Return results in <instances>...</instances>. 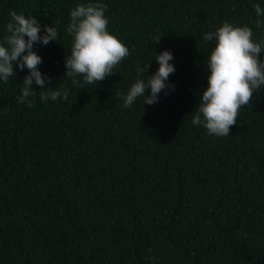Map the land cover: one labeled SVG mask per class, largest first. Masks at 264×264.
I'll return each instance as SVG.
<instances>
[{"label":"trees","instance_id":"16d2710c","mask_svg":"<svg viewBox=\"0 0 264 264\" xmlns=\"http://www.w3.org/2000/svg\"><path fill=\"white\" fill-rule=\"evenodd\" d=\"M96 2L0 0V40L12 11L59 33L33 45L51 77L33 83V107L18 102L27 68L0 80V264H264V86L228 136L192 123L215 42L204 34L230 22L264 40V0H102L130 55L97 86H74L62 77L70 11ZM166 49L175 90L125 108L137 66L151 62L146 80ZM60 86L68 102L41 100Z\"/></svg>","mask_w":264,"mask_h":264},{"label":"clouds","instance_id":"9594fccd","mask_svg":"<svg viewBox=\"0 0 264 264\" xmlns=\"http://www.w3.org/2000/svg\"><path fill=\"white\" fill-rule=\"evenodd\" d=\"M107 4L80 3L70 11V23L67 25V35L71 37L70 55L65 58L63 76L71 78L74 86L83 83L97 86L101 81L114 73L122 60L129 55L128 47L108 30L109 17L106 15ZM258 17L264 16V8L255 5ZM7 24L8 33L0 40V80L7 82L15 76L14 64L21 71L28 69L24 78V88L18 99L29 108L34 106L30 97L36 95L32 85L35 82L42 90L51 77H45L38 66L43 62L42 57L33 50V45L40 42L44 45L51 41L58 42V29L51 25H41L35 16L26 17L24 14L10 13ZM261 27L260 20L256 28ZM160 37L153 42L159 43ZM253 30L244 25H234L224 22L215 31L204 34V41H215L214 48L207 57L205 69L208 71L207 88L200 97L193 116L192 123L203 127L209 135L226 137L232 126L237 124L239 110L252 102L254 92L264 86V60L260 54L264 52V40H253ZM159 64L155 74L145 80L141 74L149 73L151 62L144 68L137 66V79L126 94L121 95L123 106L131 107L138 98H143V104L152 105L158 102L162 90H175V85L168 84V78L175 72L174 59L171 50H164L154 55ZM151 89V94L147 90ZM40 91L41 100L68 102L70 89L67 86L46 88ZM158 259V258H155Z\"/></svg>","mask_w":264,"mask_h":264}]
</instances>
